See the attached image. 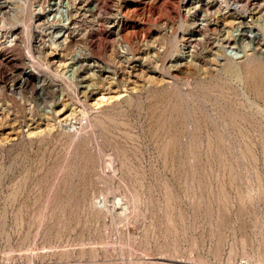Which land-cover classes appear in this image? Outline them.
<instances>
[{
    "label": "rangeland",
    "instance_id": "obj_1",
    "mask_svg": "<svg viewBox=\"0 0 264 264\" xmlns=\"http://www.w3.org/2000/svg\"><path fill=\"white\" fill-rule=\"evenodd\" d=\"M262 71L264 0H0V264L264 259Z\"/></svg>",
    "mask_w": 264,
    "mask_h": 264
},
{
    "label": "built area",
    "instance_id": "obj_2",
    "mask_svg": "<svg viewBox=\"0 0 264 264\" xmlns=\"http://www.w3.org/2000/svg\"><path fill=\"white\" fill-rule=\"evenodd\" d=\"M234 264H264V259L240 258Z\"/></svg>",
    "mask_w": 264,
    "mask_h": 264
},
{
    "label": "bare ground",
    "instance_id": "obj_3",
    "mask_svg": "<svg viewBox=\"0 0 264 264\" xmlns=\"http://www.w3.org/2000/svg\"><path fill=\"white\" fill-rule=\"evenodd\" d=\"M255 65H256V64H255ZM248 66H249V65H248ZM256 66H257V65H256ZM246 67H247V65H246ZM249 67H250V66H249ZM260 68H261V67H260ZM250 69H251V71H253L251 67H250ZM257 69H258V68H257ZM261 70H262V69H261ZM248 71H250V70L247 69V72H248ZM256 71H257V70H256ZM256 71L253 72V73H256ZM262 72H264V71H262ZM259 73H260V72H259ZM246 75H247V74H246ZM249 75H250V74H249ZM249 75H248V76H249ZM253 75H255V74H253ZM259 75H260V74H259ZM262 75H263V74H262ZM262 75H261V76H262ZM250 76H251V75H250ZM250 76H249V78H250ZM252 77H253V76H252ZM262 77H263V76H262ZM256 78H257V76H256ZM250 79H251V78H250ZM253 79H255V78L253 77ZM253 79H252V80H253ZM256 80H259V79H256ZM261 82H262V81H261ZM256 84H257V83H256ZM256 86H257V85H256ZM261 88H262V87H261ZM256 89H258V88H256ZM258 90H259V89H258ZM66 117H67V116H66ZM227 263L230 264V261H227Z\"/></svg>",
    "mask_w": 264,
    "mask_h": 264
}]
</instances>
